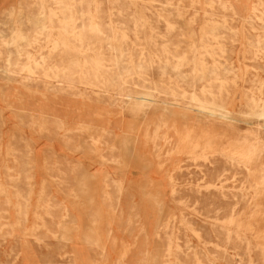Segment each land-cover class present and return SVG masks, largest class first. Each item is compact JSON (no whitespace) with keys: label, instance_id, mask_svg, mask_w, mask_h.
I'll return each instance as SVG.
<instances>
[{"label":"rangeland","instance_id":"rangeland-1","mask_svg":"<svg viewBox=\"0 0 264 264\" xmlns=\"http://www.w3.org/2000/svg\"><path fill=\"white\" fill-rule=\"evenodd\" d=\"M0 264H264V0H0Z\"/></svg>","mask_w":264,"mask_h":264},{"label":"bare ground","instance_id":"bare-ground-1","mask_svg":"<svg viewBox=\"0 0 264 264\" xmlns=\"http://www.w3.org/2000/svg\"><path fill=\"white\" fill-rule=\"evenodd\" d=\"M220 14V13H219ZM238 16V15H237ZM9 22V21H8ZM84 105V104H83ZM95 140V139H94ZM262 142V141H261ZM95 143V142H94ZM91 145V144H90ZM92 146V145H91ZM105 159V158H104ZM121 196V195H120ZM204 211V210H203ZM180 240V239H179ZM250 259V258H249Z\"/></svg>","mask_w":264,"mask_h":264}]
</instances>
